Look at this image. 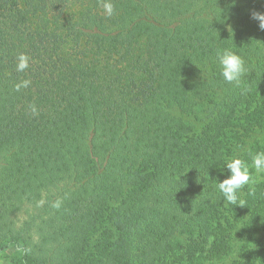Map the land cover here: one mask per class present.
I'll list each match as a JSON object with an SVG mask.
<instances>
[{
    "label": "trees",
    "instance_id": "trees-1",
    "mask_svg": "<svg viewBox=\"0 0 264 264\" xmlns=\"http://www.w3.org/2000/svg\"><path fill=\"white\" fill-rule=\"evenodd\" d=\"M253 13L264 0H0V257L264 264ZM224 50L245 60L239 85L221 75ZM234 157L252 175L243 208L218 188Z\"/></svg>",
    "mask_w": 264,
    "mask_h": 264
},
{
    "label": "clouds",
    "instance_id": "clouds-1",
    "mask_svg": "<svg viewBox=\"0 0 264 264\" xmlns=\"http://www.w3.org/2000/svg\"><path fill=\"white\" fill-rule=\"evenodd\" d=\"M105 7L112 11L111 4ZM253 19L259 21V28L264 31V14L253 13ZM218 60L221 67V75L229 84L239 85L241 78L245 75L247 69L245 60L236 53L224 50L218 53ZM18 70L23 71L27 68V57L21 55ZM225 167L229 170V175L223 181H219L218 188L223 194L226 205H236L238 207H246V200L240 197L241 190L252 182L249 165L240 158H229ZM252 167L257 173L264 172V152L256 153L252 158Z\"/></svg>",
    "mask_w": 264,
    "mask_h": 264
},
{
    "label": "rangeland",
    "instance_id": "rangeland-1",
    "mask_svg": "<svg viewBox=\"0 0 264 264\" xmlns=\"http://www.w3.org/2000/svg\"><path fill=\"white\" fill-rule=\"evenodd\" d=\"M46 199V197L44 196L43 198H42V200L39 202H37L36 204H33V203H27V204H25V206H24V213L22 212V213H20V215L17 217V219H18V223L16 224V225H18V227L19 226H21V224H23V222H24V219H26V218H28V216H30L29 214L31 213V211L34 209L35 211L37 210H39L40 209V206H41V204L44 202V200ZM25 207H28V208H30L31 209V211H28V210H25ZM36 224H38V226H39V223H38V221L36 222ZM32 229V228H31ZM36 230V228H33V231H35ZM0 264H9V260H8V258H7V256H4V255H2L1 257H0Z\"/></svg>",
    "mask_w": 264,
    "mask_h": 264
}]
</instances>
